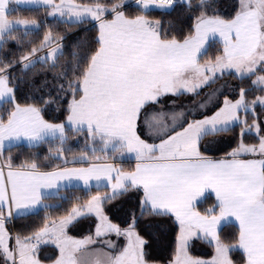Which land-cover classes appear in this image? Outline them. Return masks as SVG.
Returning a JSON list of instances; mask_svg holds the SVG:
<instances>
[{
  "label": "snow or ice",
  "instance_id": "obj_1",
  "mask_svg": "<svg viewBox=\"0 0 264 264\" xmlns=\"http://www.w3.org/2000/svg\"><path fill=\"white\" fill-rule=\"evenodd\" d=\"M176 0H136L141 11L152 8H171ZM188 9H205L210 0H182ZM46 5L52 8L49 15L67 16L70 22H83L91 18L99 22L98 47L87 58L86 67L78 61L69 70L56 72L57 60L62 55L59 45L51 47L52 34L47 33L40 49L50 51L38 60H33L38 50L33 47L20 58L24 70L36 63L48 64L54 78L61 80L57 97H41L44 105L56 103L70 95L65 123H50L42 115V108L35 104L21 106L15 103L14 88L9 86L7 70L10 65L0 67V101L14 104L7 122L0 119V154L7 140L27 139L30 144H39L59 139L66 140V127L77 132L87 131L89 138L103 145L99 150L107 152L135 153L136 168L124 172L112 164L92 165L88 168L63 169L42 173L36 163L22 165L23 170H14L10 162L0 165V255L12 264H41L37 258L40 244L51 243L59 251L54 264H149L146 259V241L135 231V219L121 229L104 215L102 204L115 199L129 189L142 190L141 212L150 210L155 215L175 216L179 224L175 256L171 264H233L229 256L233 247L243 250L245 264H264V158L239 159L241 155L264 157V137L259 146L242 142L229 156L231 159L213 161L199 150L202 138L226 132L235 123L247 125L240 120L238 111L253 112L257 104L264 106V97L246 102L244 88L234 102L225 97L223 107L212 116L193 120L180 131H175V116L171 129L163 127L159 144L142 140L136 132V122L146 105L159 103L162 96L198 94V89L214 83L225 72L244 79L264 72V0H239V10L230 20L218 15H207L201 11L195 18L193 33L182 40L175 37L162 38L160 21H151L145 15L128 18L120 10L125 0L111 6L97 0L94 5H81L76 0H0V45L6 37L15 39L13 31L21 26L27 33L35 21L10 20L9 4ZM106 13L111 20L104 19ZM219 35L223 43L222 54L214 61L201 64L200 57L207 51L210 38ZM73 53V57H76ZM254 86L264 90V75H256ZM200 107H204L201 103ZM183 117V113L178 114ZM260 131L254 120L251 126L241 129V137L247 131ZM174 133V134H173ZM93 152L96 148L91 149ZM58 153L63 149H57ZM59 158V155L57 156ZM82 161L86 156L80 158ZM99 159V157H97ZM7 168L5 176L4 168ZM76 179L87 187L95 180L96 187L110 186V195L92 196L86 204L73 207L71 212L59 219L46 223L33 235L15 237V247L10 248L9 233L5 229V213L12 216V208L18 215L35 208L43 199L53 195L47 189H58L59 181ZM115 180V183L112 181ZM102 181H107L106 184ZM10 188V192H9ZM211 190L218 201L219 215H212L214 208L202 215L196 210V202ZM47 207V205H46ZM95 214L98 223L94 235L74 238L67 229L77 218ZM226 217L239 222L238 244L229 246L220 241L217 226ZM124 236L126 245L118 252L94 248L98 240L108 234ZM203 233L215 243V255L211 260L194 258L188 253L189 239ZM108 249L115 250L112 241H104Z\"/></svg>",
  "mask_w": 264,
  "mask_h": 264
},
{
  "label": "trees",
  "instance_id": "obj_2",
  "mask_svg": "<svg viewBox=\"0 0 264 264\" xmlns=\"http://www.w3.org/2000/svg\"><path fill=\"white\" fill-rule=\"evenodd\" d=\"M83 3L95 4L97 0H78ZM120 0H99L100 3L111 6ZM198 0H192L193 6ZM211 6L205 9L189 10L184 3L177 2L171 8H152L146 12L136 4H128L123 8V12L129 18L138 15H145L147 19L160 21L162 38H172L182 40L185 36L193 33L195 18L205 11L207 15H218L225 20L232 19L239 10V0H210ZM11 18H22L38 22V26L31 27L25 33L23 27H17L12 36L15 39L6 37L0 47V67L4 64L10 65L7 74L9 76V86L14 88L15 103L21 106L35 104L42 108V115L45 120L52 123H65L68 115L67 106L71 96H64L56 103L44 105L41 97L48 99L49 94L55 99L57 97L58 85L63 82L54 78L55 73L51 69V61L48 64L36 63L28 70L23 69L20 58L31 51L33 47L40 48L44 36L51 32L52 39L61 44L62 55L58 57L56 72L69 70L80 62V67H86L87 58L98 47L97 37L99 26L90 19L83 22H70L60 17H51L47 7L43 6H16L9 11ZM110 15H108L109 17ZM223 43L213 39L207 46V51L200 57V62L214 61L217 55L222 54ZM76 53V57H73ZM264 74L257 71L256 75ZM256 75L244 79L238 78L234 72H225L223 76H218L214 83H210L198 90V94H182L176 97L190 99L192 101V118H201L217 110L223 103L225 97L230 100L239 98L241 88L246 90L245 99L248 103L259 96L264 95V90L259 86H254L252 81ZM223 85L222 93L218 94L212 106L198 110L196 105L202 102L208 93L215 87ZM14 109V104L8 101L0 103V119L7 121L9 113ZM194 113V114H193ZM241 117L247 120V125L236 123L226 132L217 133L230 136V142L225 144L218 151V155H227L231 150L238 147L240 143L258 145L260 137H264V106L257 104L253 112L245 114L241 111ZM190 120V119H189ZM254 120L259 124V133L245 132L241 137V129L252 125ZM186 125V123H184ZM66 140L61 145L59 139L49 138L39 144H19L5 148L2 152V159L7 164L10 162L13 168H22V165L36 163L37 170H53L67 165L83 162L80 158L86 156L85 160L114 159L112 156L98 153V156L91 150L102 147L99 141L93 142L85 131L77 132L66 127ZM63 149L62 154L57 149ZM59 155V158L57 156ZM132 161L122 162L123 169H131ZM107 187H72L64 189L60 195L51 197L50 200L56 202L40 211L24 216L14 217L13 220L6 219V225L12 236L33 235L39 231L46 223L58 220L67 216L71 209L77 205H84L97 194L108 195ZM142 190L129 189L115 199L105 201L102 206L104 212L110 220L122 228L128 227L135 219L136 232L146 241L145 252L149 263L169 264L173 261L176 250V240L179 235V224L175 217L167 215H155L150 210L141 212ZM218 201L212 194L205 195L196 204V209L202 214H207V210L214 208L212 215L219 213ZM97 218L92 214H85L73 222L67 229L68 234L73 237H85L95 231ZM239 228L234 223H228L219 232L220 241L227 245H235L238 242ZM188 252L194 258L208 259L215 255V244L201 237L193 238L188 245ZM59 255L54 244H41L37 250V258L42 262H53ZM230 257L234 264H245L243 251L234 248L230 251Z\"/></svg>",
  "mask_w": 264,
  "mask_h": 264
},
{
  "label": "crops",
  "instance_id": "obj_3",
  "mask_svg": "<svg viewBox=\"0 0 264 264\" xmlns=\"http://www.w3.org/2000/svg\"><path fill=\"white\" fill-rule=\"evenodd\" d=\"M20 6H35V5H23V4H21ZM10 7H11V3L9 4V9H10ZM8 18H11V17H9L8 16ZM213 39H217V40H219V41H221V39H220V37H219V35H217V36H215V37H213V38H210V40L208 41V43H207V45H206V48H207V46H208V44H209V42L211 41V40H213ZM222 42V41H221ZM206 62H209V61H205V62H200L201 64H204V63H206ZM233 72H234V70H233ZM218 76H219V74H218ZM202 88V87H201ZM200 88V89H201ZM200 89H198V90H200ZM222 91H223V85H219V86H217V87H215L213 90H211L209 93H208V95L204 98V100L201 102H198V104L196 105V108L198 109V110H202V109H204V108H207V107H210V106H212L213 104H214V102H215V99H216V97H217V95L218 94H220V93H222ZM177 95H171V94H168V95H165V96H162L161 98H160V100H159V103H155V104H149V105H146L145 106V108H143L142 110H143V112H144V110H146V111H148V110H151L152 112H154V111H157V113L158 112H162V114L163 115H165L164 117H165V124L166 125H171L170 123H172L173 122V119H168V114H176V115H178L179 113H183L184 115H183V117H181L182 119H180V120H178V119H176L175 120V122L177 123L178 122V124L180 125V127L181 126H186V125H184V123H188V122H191V121H193V120H199V119H204L205 117H210V116H212L216 111H218L221 107H223V103H222V105L217 109V110H215L214 112H212L211 114H209V115H206V116H203V117H201V118H192L191 116H192V112H193V110H192V112H191V106H192V101L190 100V99H184V98H181V97H176ZM230 100V99H229ZM5 101H7V100H5ZM232 101V100H231ZM2 102H4V101H0V103H2ZM201 103H203L204 104V107H200V105H201ZM153 114H155L154 116H150V117H152L153 119H156L157 117H159V114H161V113H158V114H156V113H153ZM194 114V113H193ZM151 119V118H150ZM159 119H161V118H159ZM184 119V120H183ZM190 119V120H189ZM47 121V120H46ZM158 121V120H157ZM156 121V122H157ZM5 122H7V121H5ZM49 122V121H48ZM149 122V124H151V125H153V124H155V123H153V121H148ZM151 122V123H150ZM50 123H52V122H50ZM162 123H164L163 121H162ZM161 123V124H162ZM153 131L154 132H156L157 130L156 129H153ZM219 136H222V134H218V135H209V136H205L204 138H202L201 139V141H200V144H199V150H200V152H201V154L203 155V156H205V157H207V158H209V159H211V160H213V161H219V160H222V159H231V157L229 156V154L233 151V150H235V149H237L238 147H236V148H234L233 150H231L230 152H229V154H227V155H218L217 153H218V151H220L222 148H215L214 146H212L211 147V145H213V139L214 138H220ZM161 136L159 135V136H155V137H152V138H154V139H158V138H160ZM207 141H210L209 143H206ZM8 141L6 140L5 141V147H4V149L5 148H8L9 146H8ZM19 144H30L29 143V141L27 140V139H21V140H19V141H14L13 142V146L14 145H19ZM243 144H245V143H243ZM245 145H249V146H259V144L258 145H254V144H245ZM101 146H102V144H101ZM3 149V150H4ZM1 155V154H0ZM239 159H244V160H248V159H261V158H264V157H261L259 154H257V155H251V154H248V155H241L240 157H238ZM126 162V161H132L133 163H132V166H131V169H123L122 168V162ZM137 159H133V160H129V159H126V158H123V159H107V158H105V159H102V160H97V159H95V160H84L83 162H81V163H78V164H72V165H67V166H63V167H60V168H56V169H53V170H47V171H43V170H38L39 172H42V173H48V172H57V171H61V170H63V169H73V168H76V169H79V168H88V167H90V166H92V165H104V164H112V165H114L115 167H117V168H119V169H121L122 171H124V172H132V171H134L135 170V168H136V164H137ZM0 165H6V163L3 161V159L1 158V160H0ZM14 170H23L22 168H13ZM7 171H8V169L7 168H4V172H5V176L7 175ZM96 181L93 179V180H91L90 182H89V186H85L84 184H83V181H79V180H76V179H72L71 181H69V180H61V181H59V184H60V187H59V189H58V194H57V189H47V190H45L46 192H51V193H53V195L52 196H50L49 198H46V199H43L42 201H41V203L40 204H38L35 208H32V209H30V210H25V214L24 215H28V214H32V213H36V212H38V211H40L41 209H43V208H45L46 207V205L47 206H51V205H53V204H55L56 202H54L53 200H50V198L51 197H54V196H58V195H60L61 194V192L64 190V189H67V188H72V187H82V188H92V187H96L95 185H96ZM102 183H104V184H106L107 183V181H102ZM112 183H115V180H113L112 181ZM102 187H107L108 189H109V193L111 192V187L110 186H102ZM99 188H101V187H99ZM9 192H10V188H9ZM207 194H212L213 196H215V193L213 192V191H211V190H208V191H206L205 193H204V195L203 196H201V197H199L198 198V200H197V202L199 201V200H201L205 195H207ZM215 198H216V196H215ZM217 200V199H216ZM197 202H196V204H197ZM197 210V209H196ZM198 211V210H197ZM4 213H5V217H6V219H7V213H8V209H7V207H5V209H4ZM201 213V212H200ZM170 215H172L171 213H169ZM202 214V213H201ZM24 215H18L17 214V211H16V209L15 208H12V216L13 217H19V216H24ZM202 215H204V214H202ZM217 216L219 215V213L218 214H216ZM172 216H174V215H172ZM175 217V216H174ZM52 221H56V220H52ZM51 221H49V223H50ZM228 223H234L235 225H237L238 226V228H239V222L238 221H236L235 220V218L234 217H226L225 219H223V220H221L220 221V224L217 226V234H218V236H219V232H220V230L222 229V227L224 226V225H226V224H228ZM5 228H6V231L7 232H10L9 231V229H8V227H7V225H6V221H5ZM73 237V236H72ZM197 237H201V238H203V239H206V240H209L210 241V237H208V238H206L205 236H204V234L203 233H197V235H194V236H192L190 239H189V243H190V241L193 239V238H197ZM74 238H77V239H79L80 237H74ZM81 238H84V237H81ZM189 243H188V245H189ZM212 243H214V242H212ZM223 243V242H222ZM42 244H44V243H42ZM49 244H51V243H49ZM215 244V243H214ZM238 244V242L235 244V245H237ZM235 245H229V246H235ZM234 248H238V247H233L232 249H234ZM238 249H240V248H238ZM241 251H243L242 249H240ZM212 258H208V259H206V260H211ZM40 262H42V261H40ZM43 263H54V261L53 262H43ZM0 264H8V263H6V262H4V260H0Z\"/></svg>",
  "mask_w": 264,
  "mask_h": 264
},
{
  "label": "rangeland",
  "instance_id": "obj_4",
  "mask_svg": "<svg viewBox=\"0 0 264 264\" xmlns=\"http://www.w3.org/2000/svg\"><path fill=\"white\" fill-rule=\"evenodd\" d=\"M54 2L55 3H59L60 2V0H54ZM76 2L77 3H79V4H81V5H88V6H90V5H94V4H88V3H83V2H80V1H78V0H76ZM118 2H120V1H118ZM117 2V3H118ZM128 4H136V0H125V3H124V7L126 6V5H128ZM137 5V4H136ZM16 6H20V5H17V4H15V3H11V7H10V10H12L13 8H15ZM35 6H43V7H47V11H48V13H50V12H52V8L51 7H49V6H46V5H43V4H41V5H35ZM108 6V5H107ZM124 7H122L120 10H122L123 11V8ZM108 15H110L109 17H108ZM49 16H51V17H60V18H62V19H65V20H68L69 21V19H68V17L67 16H64V17H61V16H59V14L57 13L55 16H52V15H49ZM129 18V17H128ZM10 20H13V21H16V20H21V21H28V22H31V21H34V20H27V19H22V18H9ZM88 19H90V20H92L91 18H88ZM104 19H107V20H111L112 19V15L110 14V13H106L105 14V16H104ZM93 22H95V23H97L98 24V26H99V22H97V21H94V20H92ZM36 22V24L35 25H33V26H31V27H36V26H38V22L37 21H35ZM19 27V26H18ZM57 45H59L60 46V48H61V44L60 43H58V42H55V41H53V39H52V44H51V47H56ZM0 47H1V45H0ZM40 49V48H39ZM48 51H50V48H44V49H40V50H38L37 51V53L35 54V56H33L32 57V59L35 61V60H38L40 57H43V56H45L46 54H47V52ZM207 63V62H206ZM233 71V70H232ZM259 75H264V74H259ZM259 97H264V95L263 96H259ZM233 102L235 101V100H232ZM247 102V101H246ZM158 111V110H157ZM157 111H154V112H152L151 110H148V111H146V110H144V112H143V110H141V112H140V114H139V118H138V120H137V122H136V132H137V135L142 139V140H144L146 143H150V144H159L160 142H161V138L162 137H160V138H158V139H154V138H152V137H155V136H159V133L161 132V130L163 129V127L166 125L165 124V115H163L162 114V112H158V113H161V114H159V117H157L156 119H153L152 117H150L151 115L152 116H154L155 114H153V113H156V114H158L157 113ZM241 111L242 112H244L243 111V109H241V110H239L238 111V113H237V115L240 117V120L241 121H243V120H245L244 119V117H241ZM245 113V112H244ZM175 116V120L176 119H178V120H180V119H182L179 115H176V114H168V119H173V117ZM151 118V119H150ZM159 118H161V119H159ZM158 120V121H157ZM184 120V119H183ZM148 121H153V123H155V124H153V125H151V124H149V122ZM157 121V122H156ZM162 121L164 122V123H162ZM151 123V122H150ZM162 123V124H161ZM171 125H167L168 127H169V129H171L172 128V126H173V122L172 123H170ZM236 124V123H235ZM248 126H251V125H248ZM232 127V126H231ZM245 127H247V126H245ZM153 129H156L157 131L156 132H154L153 131ZM181 130V127H180V125L178 124V122L176 123L175 122V131H180ZM249 132H254V133H257L256 132V130L253 128L251 131H249ZM174 134V133H173ZM220 138H214L212 141H213V145H211V147L212 146H214L215 148H222L223 146H225V144L227 143H229L230 142V136L229 135H227V134H222V136H219ZM97 141H99L98 139H97ZM210 141H207L206 143H209ZM200 144V143H199ZM103 146V145H102ZM93 148H96V147H93ZM97 149V148H96ZM98 153H100V154H102V153H104L103 155H110V156H112L113 158H115V159H123V158H126V159H129V160H133V159H136V157H135V153H129V152H127L126 150H124L123 151V153H121V152H113L112 150H108L107 152H101L100 150H98L97 149V151H95L94 152V154L95 155H97L98 156ZM1 158H2V154L0 155V160H1ZM111 192H112V190H111ZM111 192L110 193H108V195H110L111 194ZM101 195V194H100ZM101 196H107V195H101ZM79 206H82V205H77V206H75V207H79ZM102 209H103V206H102ZM103 213H104V215H106L108 218H109V216L104 212V210H103ZM92 215H94L95 216V214H92ZM96 217V216H95ZM109 220H110V218H109ZM56 221H59V219L58 220H56ZM111 221V220H110ZM112 222V221H111ZM49 223V222H48ZM97 223H98V220H97ZM113 223V222H112ZM113 224H115V223H113ZM117 225V224H116ZM119 226V225H118ZM120 227V226H119ZM121 229H126V228H122V227H120ZM6 229V228H5ZM136 231V230H135ZM9 233V235H10V237H11V239L9 240V246H10V248H14L15 247V238L12 240V235H11V233L10 232H8ZM94 233H95V231H94ZM94 233L93 234H91V235H94ZM112 241L113 242V244L116 246L115 247V250H112V249H108L105 245H104V241ZM126 243H127V240H126V238L124 237V236H117V235H115L114 233H112V234H108V235H106V236H104V237H102V238H100L99 240H98V243L96 244V245H94L93 247L94 248H97V249H102L103 251H114V252H118L120 249H122L125 245H126ZM41 245V244H40ZM189 253V252H188ZM37 255V254H36ZM190 255V254H189ZM229 256H230V253H229ZM231 258V257H230ZM198 259H203V258H198ZM0 260H4V262H6V263H8V264H12V262L11 261H6L5 260V258H4V256L3 255H0ZM203 260H206V259H203ZM41 264H54V263H43V262H41ZM149 264H159V263H149ZM169 264H171V262L169 263ZM234 264V263H233Z\"/></svg>",
  "mask_w": 264,
  "mask_h": 264
},
{
  "label": "built area",
  "instance_id": "obj_5",
  "mask_svg": "<svg viewBox=\"0 0 264 264\" xmlns=\"http://www.w3.org/2000/svg\"><path fill=\"white\" fill-rule=\"evenodd\" d=\"M181 1H182V0H176V2H175V3H177V2H181ZM175 3H174V4H175Z\"/></svg>",
  "mask_w": 264,
  "mask_h": 264
}]
</instances>
